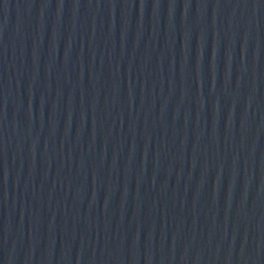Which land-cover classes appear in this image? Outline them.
Masks as SVG:
<instances>
[{
	"label": "water",
	"instance_id": "obj_1",
	"mask_svg": "<svg viewBox=\"0 0 264 264\" xmlns=\"http://www.w3.org/2000/svg\"><path fill=\"white\" fill-rule=\"evenodd\" d=\"M0 264H264V0H11Z\"/></svg>",
	"mask_w": 264,
	"mask_h": 264
}]
</instances>
